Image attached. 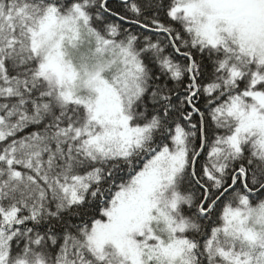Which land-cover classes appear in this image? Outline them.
<instances>
[{"label":"snow or ice","instance_id":"1","mask_svg":"<svg viewBox=\"0 0 264 264\" xmlns=\"http://www.w3.org/2000/svg\"><path fill=\"white\" fill-rule=\"evenodd\" d=\"M0 264H264V0H0Z\"/></svg>","mask_w":264,"mask_h":264}]
</instances>
